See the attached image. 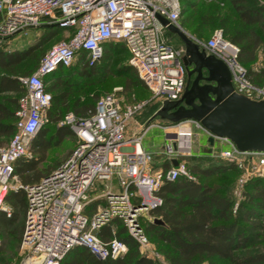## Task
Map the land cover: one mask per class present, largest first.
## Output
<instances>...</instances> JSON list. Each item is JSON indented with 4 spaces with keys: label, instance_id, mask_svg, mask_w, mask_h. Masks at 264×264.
Returning a JSON list of instances; mask_svg holds the SVG:
<instances>
[{
    "label": "built area",
    "instance_id": "built-area-1",
    "mask_svg": "<svg viewBox=\"0 0 264 264\" xmlns=\"http://www.w3.org/2000/svg\"><path fill=\"white\" fill-rule=\"evenodd\" d=\"M181 14L179 0H0V41L43 26L70 35L50 48L31 75L20 79L25 93L15 112L16 131L0 147V213L7 218L12 215L5 203L11 192L22 190L27 202L16 264H60L76 248L100 260L123 257L128 252L124 242L115 237L103 241L98 236L114 221L141 251H147L144 215L161 206L157 192L165 181L194 180L183 158L192 154L195 130L208 138L210 134L194 121L157 126L165 131L161 156L169 164L167 170L158 168L142 146L153 125L127 137L128 122L141 105L122 109L114 95L101 97L86 117L70 113L63 118L59 126L71 130L76 145L48 176L22 185L14 169L17 161L31 158L30 144L47 123L51 95L43 80L78 61L83 66L97 65L106 43L123 44L138 78L160 104L179 100L187 78L181 62L184 49L169 44L159 18L183 29ZM195 41L227 67L234 93L264 101V83L253 84L238 60V48L223 38L221 30L205 43ZM213 141L225 148L213 150L212 157L234 164L241 172L233 190L236 210L246 183L264 180V152H240L224 138Z\"/></svg>",
    "mask_w": 264,
    "mask_h": 264
},
{
    "label": "trees",
    "instance_id": "trees-1",
    "mask_svg": "<svg viewBox=\"0 0 264 264\" xmlns=\"http://www.w3.org/2000/svg\"><path fill=\"white\" fill-rule=\"evenodd\" d=\"M209 1L222 6L228 4L229 10L233 11L241 22V27L229 29L228 16L222 15L218 6L210 5L198 11V6L190 4L186 10L183 2L179 0L182 7L181 27L184 29L185 25L190 30L194 28L191 23L194 12L186 18L185 14L188 10L195 11V14H198V28L194 29V33L198 36H196L197 40L205 43L214 31L221 30L223 38L238 48V60L247 70L253 84L261 85L264 82L254 77L250 67L255 63L256 53L262 46V41L256 34L255 28L264 29V8L258 5L247 7L244 5L246 0ZM211 30L212 32L208 33ZM166 33L165 35H167ZM58 35L64 36V39L60 41H66L70 37L65 31L53 29L38 44L22 51L6 52L0 46V96H18H10L0 100V147L6 146L15 134V112L18 109L19 98L25 93V88L20 82L21 74L17 68L29 58L35 57L36 53L42 50L46 43ZM172 37L175 36L168 34L169 40ZM6 41L7 38L1 40V45H5ZM112 44L117 43L104 44V51L110 50ZM172 46L178 49L181 47V43L179 46ZM83 58L84 56H81L80 61ZM76 66L81 70L79 73L82 75L89 74V71L94 67L83 66L78 61L69 68L59 69L54 75L43 80L46 85V92L51 95V104L47 111V123H60L73 109L75 110L73 114L79 117H86L94 112L96 107L94 105L79 107V102H74L69 107L68 93L59 91V88L64 86L66 82L60 78H53L60 72ZM131 79L135 81L127 82L128 91L134 87L143 86L135 71L132 73ZM48 133L49 131L43 126L30 144L31 158H24L15 163V175L22 185L38 183L42 178L48 176L52 171L42 175L36 172L37 166L46 160L49 150L59 147L70 135L74 137L67 126L57 127L51 136H48ZM6 140H8L7 144H5ZM187 158H183V160L194 180L178 178L173 182H164L157 192L162 204L150 212L154 220H159L162 224L152 222L147 228L143 226L147 238L148 232L155 237L157 242L165 246L164 249H161V255L168 264H218L219 261L227 264H264V236L256 245L249 233L240 227V223H242L246 224L253 233L264 231V180L253 179L246 183L241 204L247 205L248 209L242 215V220H239L238 213L234 210L235 200L228 193V188L222 187L221 183H210L213 178L230 174L235 178V184L241 174L238 168L234 164L221 160L210 163L206 167L189 166ZM163 167L164 170H167L169 164L164 163ZM31 173L34 175L29 176ZM5 203L8 206L11 205L12 209L19 207L25 216L27 202L22 190L9 193ZM17 221L18 218L14 212L9 218L0 213V230L14 226ZM114 227H120V229L112 235ZM20 231L22 233L23 228ZM98 236L103 241L115 237L127 245L128 252L123 257L100 260L86 250L76 248L60 264H157L155 260L140 255L137 243L127 235L117 221L100 230Z\"/></svg>",
    "mask_w": 264,
    "mask_h": 264
},
{
    "label": "rangeland",
    "instance_id": "rangeland-1",
    "mask_svg": "<svg viewBox=\"0 0 264 264\" xmlns=\"http://www.w3.org/2000/svg\"><path fill=\"white\" fill-rule=\"evenodd\" d=\"M186 7L191 4L198 6V11L202 10L204 7L213 6L221 10L222 15L228 16L229 25L228 28L233 30L241 27V22L237 18L236 14L233 11H230L227 5L210 3L209 0H181ZM245 6H260L264 8V0H246ZM185 12V11H184ZM194 12V14H193ZM192 15V30L188 29L184 25V31L189 34L193 39L197 40L194 29L198 28L197 16L195 11L188 10L185 14V18L188 15ZM264 22V19H263ZM219 28V27H217ZM167 32V31H166ZM209 31L208 33H211ZM256 34L259 35L262 46L256 53V61L250 67L252 74L255 78L262 80L264 82V29L259 27L255 28ZM168 38V34L166 33ZM172 35V34H171ZM210 35V34H209ZM198 37V36H197ZM64 39L63 35H58L54 39L50 40L42 50L36 53L35 57L29 58L24 63H22L18 68L20 78L27 77L30 75L40 64L41 60L44 58L46 53L52 48L58 41ZM227 39V37H226ZM169 40V39H168ZM170 45L179 46L180 43L176 37H172L169 40ZM1 48L9 52L14 49L15 46L9 45H0ZM13 52V51H12ZM105 52V51H104ZM129 56L125 51L122 44H112V48L106 51L101 59V61L94 66L87 75H82L79 73L81 71L77 66L71 69L65 70L53 76V78H60L66 84L59 88L60 92L68 93V106L71 107L74 102H79V107L86 105H97L99 99L106 95H114L119 105L122 109H125L130 106L141 105V108L133 115L132 119L128 122V135H133L137 132L141 133L151 125L146 134V142H150V145L154 148L158 147L162 141V130L157 126H162L169 124L167 121L156 118L153 121H150L153 114L160 108L161 104L152 97L151 93L146 89V87H134L131 90H127V82H134L135 80L131 79L132 73L135 69L129 63ZM136 72V71H135ZM138 77V76H137ZM51 82V81H50ZM51 84V83H50ZM50 86V85H49ZM18 97L15 95H2L0 100H4L8 97ZM71 114L75 110L69 111ZM69 113V114H70ZM59 127L58 123H46L44 129L48 130V136H51L55 129ZM8 140H6L7 144ZM214 141L211 146H213ZM75 146V139L72 135L67 137L65 141L59 146L52 148L48 151L46 155V160L37 166V173L42 175L49 174L51 171L55 170L61 163H63L71 154ZM216 146V147H215ZM215 146L210 147L209 144L202 139L200 145L195 142L193 147V153L187 159V164L189 166L196 165L201 167H206L210 163L219 161L217 158L212 157V152L215 150L221 151L224 149V145L220 142L215 141ZM209 161V162H208ZM36 174V173H35ZM34 173H31L29 176H33ZM198 179V177H196ZM235 178L230 174L220 175L216 178L210 180V183H221L222 187L228 188V193L234 198L233 190L235 187L234 184ZM20 184H22L18 178ZM232 189V191H231ZM235 205H236V199ZM240 200L236 207V212L239 220H242L241 217L245 213V210L248 209L247 205H242ZM234 205V210H235ZM10 207H12L10 205ZM13 208V207H12ZM14 215L18 218L17 223L9 228H2L0 230V264H16L20 260V241L22 230L24 226V213L20 210L19 207L12 209ZM145 219L143 221V226L147 228L149 224L154 221V218L150 215V212L146 213ZM241 222V221H239ZM264 226V223H263ZM240 227L249 233V236L252 237L254 244L258 245L263 239L264 231L261 233H253L248 229L246 224L240 223ZM120 227H114L112 232H117ZM260 234V235H259ZM146 235V234H145ZM148 235V247L147 251H141L139 249L140 255L151 258L157 262V264H168L164 257L161 255V249H164L165 246L156 241L155 237L152 234ZM139 248V247H138ZM256 250V249H255ZM207 264V263H203ZM218 264H227L223 261H219Z\"/></svg>",
    "mask_w": 264,
    "mask_h": 264
},
{
    "label": "water",
    "instance_id": "water-1",
    "mask_svg": "<svg viewBox=\"0 0 264 264\" xmlns=\"http://www.w3.org/2000/svg\"><path fill=\"white\" fill-rule=\"evenodd\" d=\"M159 20L184 49L181 62L187 78L180 99L163 101L150 121H194L210 134V145L214 138H224L240 152H264V101H252L234 93L231 75L223 62L207 55L183 29L170 25L164 18ZM172 165L177 166V161ZM153 222L162 224L159 220Z\"/></svg>",
    "mask_w": 264,
    "mask_h": 264
},
{
    "label": "crops",
    "instance_id": "crops-1",
    "mask_svg": "<svg viewBox=\"0 0 264 264\" xmlns=\"http://www.w3.org/2000/svg\"><path fill=\"white\" fill-rule=\"evenodd\" d=\"M0 20H1V16H0ZM51 30H53V29L49 28V27H45V26H43L39 29H28L25 32H22V33H19L17 35H14L12 37L7 38V41L4 44L9 45V46H15V48L10 50L9 52L22 51V50H25L31 46L38 44L41 40H43L47 36V33L51 32ZM64 35H66V34H64ZM0 45H1V43H0ZM139 132H137L133 135H128V131H127V137L128 138L133 137V136L139 134ZM147 133H148V131L145 133L144 137L142 138V146L147 152H149L153 155L156 167L162 168L164 166V159L161 156V151H162V147L165 143V134H164L165 131L162 130V132H161L162 141L159 144V146L156 148L152 147L150 145V142L145 141L146 140L145 137H146ZM195 133L197 134V138H196L195 142H197L198 145H200L202 139H204L209 144L208 137L204 133H202L198 130H195ZM209 146L212 147L210 144H209ZM213 146H215V142H214ZM193 147H194V145H193ZM224 148H225V146H224ZM191 153H193V148H192Z\"/></svg>",
    "mask_w": 264,
    "mask_h": 264
},
{
    "label": "flooded vegetation",
    "instance_id": "flooded-vegetation-1",
    "mask_svg": "<svg viewBox=\"0 0 264 264\" xmlns=\"http://www.w3.org/2000/svg\"><path fill=\"white\" fill-rule=\"evenodd\" d=\"M186 85V84H185Z\"/></svg>",
    "mask_w": 264,
    "mask_h": 264
}]
</instances>
